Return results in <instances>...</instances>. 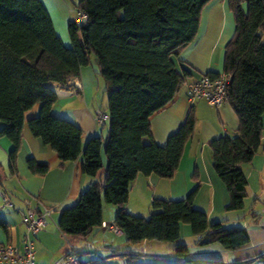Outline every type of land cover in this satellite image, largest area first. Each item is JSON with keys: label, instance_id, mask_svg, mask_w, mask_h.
<instances>
[{"label": "trees", "instance_id": "1", "mask_svg": "<svg viewBox=\"0 0 264 264\" xmlns=\"http://www.w3.org/2000/svg\"><path fill=\"white\" fill-rule=\"evenodd\" d=\"M211 0H78L75 7L87 13L84 21L70 20L71 45L56 32L43 0H0V137L14 144L10 164L15 171L22 146L26 112L41 104L29 119L32 133L50 145L62 164L83 153L82 170L97 176L108 158L105 179L94 181L77 204L62 211L60 229L86 237L102 226L103 200L121 205L115 224L129 243L160 240L172 244L177 258H185L188 245L181 241V224L189 223L198 244L219 242L226 249L246 245V229L210 223L206 211L195 206L197 188L180 200L156 198L149 217L134 215L124 205L139 174L172 178L179 168L187 142L196 128L192 108L167 144L152 138L150 118L163 110L180 91L187 69L179 70L175 57L196 37L203 8ZM236 32L226 46L224 71L230 74L227 101L240 125L233 137L214 138L213 165L226 184L228 209L244 206L247 179L242 163L252 161L263 143L264 127V0H229ZM95 54L104 78L111 120L107 139L93 136L83 149V130L75 122L52 112L58 99L49 81L66 82L79 76ZM212 76L219 73L208 72ZM30 170L44 174L48 163L34 158ZM0 229L8 231L0 217ZM96 264H106L98 262ZM130 264H225L221 261L167 260Z\"/></svg>", "mask_w": 264, "mask_h": 264}, {"label": "crops", "instance_id": "2", "mask_svg": "<svg viewBox=\"0 0 264 264\" xmlns=\"http://www.w3.org/2000/svg\"><path fill=\"white\" fill-rule=\"evenodd\" d=\"M43 2L52 17L56 32L70 46L69 22L78 17L75 4V12H72L66 0ZM235 32V15L229 0H211L201 12L196 37L175 57L179 70L187 69L190 75L185 78L174 99L163 110L152 114V138L146 136L144 142L149 143L153 139L159 144H167L169 137L178 131L192 108L197 118L194 135L185 146L175 175L164 178L156 174H139L131 184L129 200L124 207L134 215L146 217L142 215L145 214L143 209L147 204L150 205L151 199L153 202L156 198L180 200L197 188L195 206L206 211L210 223L223 221L228 228L246 229L250 237L246 245L226 249L219 242L198 244V237L193 231L189 232L188 225L184 223L181 224V241L188 245L189 250L185 258H177L169 242V253H162L159 249L161 244L155 242V239L132 244L127 241L122 230L116 232L105 226L115 223V217L122 207L105 200L102 226L94 228L86 237H74L63 232L59 227L62 211L77 204L81 194L94 181H103L106 173L101 172L102 169L97 176L84 173L83 153L78 159L62 164L58 153L32 133L28 121L39 114L41 104L26 112L22 146L15 171L11 168L9 157L14 144L8 137H0V217L8 224L7 232L0 229V242L22 245L25 232L22 215L28 206L27 201H30L35 206L45 204L56 209L36 237V261L40 264L56 263L71 248L82 252L84 264L101 261L106 264H130L150 262L146 258L167 256L172 258V262L197 259L221 261L225 264H264V127L263 143L258 152L252 161L241 164L247 179L244 206L240 209H228L231 196L214 168L210 143L214 138L225 134L235 136L240 125L239 117L228 101L216 107L204 98H199L191 105L186 94L189 82L208 72L224 71L226 46ZM96 57L91 56V63L94 61L99 65ZM87 69L83 67L79 76L71 77L66 82H47L58 94L52 112L82 128L83 149L91 137H104L107 121L103 125H98L95 121V109L103 107L99 102L100 88L91 81ZM95 73L100 74L99 69ZM103 81V91H106L104 78ZM77 82L82 84V89L76 87ZM105 110L108 112V105ZM1 125L0 119V127ZM30 158L48 163L50 168L44 174L33 173L28 165ZM138 189L140 192L137 193ZM136 194L140 195V199L135 200ZM4 195L14 203V207H2ZM135 202L139 204V213H135ZM184 236H194V244L198 247L196 251L185 242Z\"/></svg>", "mask_w": 264, "mask_h": 264}, {"label": "built area", "instance_id": "3", "mask_svg": "<svg viewBox=\"0 0 264 264\" xmlns=\"http://www.w3.org/2000/svg\"><path fill=\"white\" fill-rule=\"evenodd\" d=\"M88 18L87 13L80 10L77 19L84 21ZM231 80L230 74L223 71L217 76L209 73L203 74L187 84L186 94L191 105L199 98H204L213 106H221L227 102V85ZM76 87L82 89L80 82ZM95 121L98 125H103L109 118V113L103 108H97L94 111ZM27 208L23 212L22 221L25 226L22 245L12 242H0V264H40L36 261V237L40 231L47 225L49 218L55 212L54 206L45 204L32 205L27 201ZM2 207H14V203L7 195L3 197ZM116 232L121 229L114 224H105ZM49 264H84L82 252L71 248L56 263Z\"/></svg>", "mask_w": 264, "mask_h": 264}, {"label": "rangeland", "instance_id": "4", "mask_svg": "<svg viewBox=\"0 0 264 264\" xmlns=\"http://www.w3.org/2000/svg\"><path fill=\"white\" fill-rule=\"evenodd\" d=\"M66 1L68 2L69 7L72 10V12H75L74 3L77 2L78 0H66ZM92 57H96V55L95 54H92ZM84 67H87L88 68L87 71L89 70V73L91 75L90 76L91 81L94 84H96L98 86V88H100V100H99V102L102 104V107L104 109H107L109 93L106 92V91H103L104 90V86H105L104 85L103 78L101 77L100 74L96 75V73H95V71H97L99 69V65L97 64V62L95 63L94 61H92L91 64H89L87 66H84ZM110 123H111V120L110 119H107L106 125H105V128H104V133H103L105 139H107V137L109 136ZM102 156H103L104 166L102 167L101 172L106 173L108 158H107L106 152H105V142H104V147H103V151H102ZM138 192H140L139 189H138L137 193ZM139 196H140L139 194H136L135 195V200L140 199ZM135 206H136V208H135L136 209L135 210L136 212L135 213H139V211H141V210H138L139 209V204L137 202H135ZM143 211L145 212V214H142V215H145L146 217H149L153 212L156 211V209L153 207V199H151L150 205L147 204V206L143 209ZM184 224H187L188 225V228H189V232H192L191 225L189 223H184ZM184 233H185V230H184ZM184 237H185L184 238L185 239V242L188 243V244H190V248L193 251H196L198 247H196V244H194L195 243L194 236L192 238H189L188 236H184ZM155 242H159V244H161L159 246V249H161L160 251L162 253H167V252L169 253V252H171L170 248L168 247V242H166V241H160V240H155ZM145 260H148V261H159V260L172 261V258L171 257H168V256L167 257H164V258H154L153 257V258H146Z\"/></svg>", "mask_w": 264, "mask_h": 264}]
</instances>
